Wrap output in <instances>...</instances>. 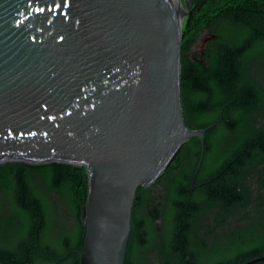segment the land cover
<instances>
[{"label": "water", "instance_id": "water-1", "mask_svg": "<svg viewBox=\"0 0 264 264\" xmlns=\"http://www.w3.org/2000/svg\"><path fill=\"white\" fill-rule=\"evenodd\" d=\"M186 14L180 0H0V164L84 167L78 264H124L137 188L190 138L200 164L205 130L181 104Z\"/></svg>", "mask_w": 264, "mask_h": 264}, {"label": "trees", "instance_id": "trees-1", "mask_svg": "<svg viewBox=\"0 0 264 264\" xmlns=\"http://www.w3.org/2000/svg\"><path fill=\"white\" fill-rule=\"evenodd\" d=\"M203 31L208 68L186 55ZM179 53L183 118L205 130L203 155L198 165L190 138L137 188L124 264L264 257V0H192ZM86 197L82 166L0 164V264H78Z\"/></svg>", "mask_w": 264, "mask_h": 264}, {"label": "flooded vegetation", "instance_id": "flooded-vegetation-1", "mask_svg": "<svg viewBox=\"0 0 264 264\" xmlns=\"http://www.w3.org/2000/svg\"><path fill=\"white\" fill-rule=\"evenodd\" d=\"M181 1L184 4V0H181ZM181 6H182V4H181ZM184 9L187 13L186 15H188L189 10H186L185 5H184ZM185 16H183L182 19ZM182 19H181V21H182ZM181 21H180V23H181ZM208 36H209V34L206 31H203L199 35V37H197L196 41L191 45L190 49L186 52V55L189 57V60L192 63L204 65L205 68H208V67L205 65V60L203 59V57H205V55H206L207 45L209 43Z\"/></svg>", "mask_w": 264, "mask_h": 264}]
</instances>
